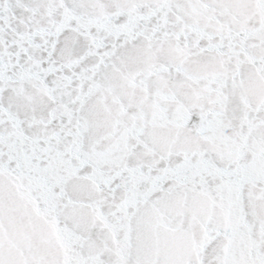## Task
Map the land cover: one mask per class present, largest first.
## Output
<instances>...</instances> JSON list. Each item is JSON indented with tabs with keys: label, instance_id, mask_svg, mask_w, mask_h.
I'll use <instances>...</instances> for the list:
<instances>
[{
	"label": "snow or ice",
	"instance_id": "snow-or-ice-1",
	"mask_svg": "<svg viewBox=\"0 0 264 264\" xmlns=\"http://www.w3.org/2000/svg\"><path fill=\"white\" fill-rule=\"evenodd\" d=\"M0 264H264V0H0Z\"/></svg>",
	"mask_w": 264,
	"mask_h": 264
}]
</instances>
